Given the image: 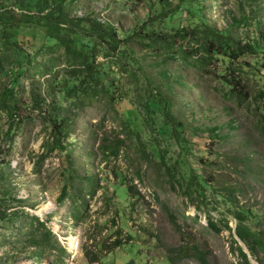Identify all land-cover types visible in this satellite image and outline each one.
<instances>
[{"label":"trees","instance_id":"obj_1","mask_svg":"<svg viewBox=\"0 0 264 264\" xmlns=\"http://www.w3.org/2000/svg\"><path fill=\"white\" fill-rule=\"evenodd\" d=\"M14 1L15 10L0 7L1 136L12 143L31 115L50 130L52 145H46L45 154L53 152L59 168L56 206L66 208L77 225L89 217L86 198L97 187L96 177L80 178L73 148L61 145L60 139L70 132L64 113L104 107L120 120L124 137L99 145L103 160H116L123 147L133 145L136 159L151 167L157 177L163 175L172 192L195 203L198 212L199 204L210 206L207 191L229 203L234 208L227 212L233 214L236 239L249 255L264 254V231L246 225L258 228L262 219L235 206L234 189L215 187L210 181L213 172L222 167L218 161L222 155L216 150L234 131V122L228 123L226 135H220L223 127H189L173 111V85H182L181 75L174 77L168 72L176 64L199 80L213 76L217 92L253 116L264 140V0H237L219 29L206 17L204 0H111L122 8L146 7L144 19L126 31L92 12L70 16L69 6L75 0ZM26 80L27 90L23 85ZM187 133L190 137L205 134V142L195 145ZM86 156L93 154L87 151ZM111 173L120 181L124 178L115 169ZM114 191L119 204L113 205V216L120 222L110 234L115 239L109 244L104 243L108 237L95 243L93 252L82 247L83 257L95 264L116 250L127 249L128 260L113 264H147L127 225L130 213L120 205L128 196L135 197L136 191L131 183ZM6 204L0 198V246L8 244L16 252L30 250L36 259L52 255L54 263L63 264L65 250L45 223L26 212L18 219L16 213L8 212ZM225 212L219 211L221 226L208 214L203 231L215 236L222 229L230 232ZM169 216L173 218V213ZM197 218L194 215L191 219ZM152 239L161 243L156 234ZM175 250L166 248L159 264H181L185 258L210 264L198 248ZM236 252L240 264H250L242 247L237 246Z\"/></svg>","mask_w":264,"mask_h":264},{"label":"rangeland","instance_id":"obj_2","mask_svg":"<svg viewBox=\"0 0 264 264\" xmlns=\"http://www.w3.org/2000/svg\"><path fill=\"white\" fill-rule=\"evenodd\" d=\"M171 1L175 3L177 0ZM236 1L204 0L206 17L210 23L218 29L222 28L227 18L226 12L235 9ZM14 4V0H0V7L3 9L15 10ZM122 7L124 6L121 4H111V0H75L69 6V15L81 16L92 12L97 14L98 19L109 21L126 31L144 19L147 13L145 5L138 8L129 5ZM136 54L142 56L143 53L137 51ZM168 72L174 77L181 75L182 85H173V111L189 127L201 130L207 127H223L220 135H226L228 123L234 122V131L220 144L221 147L215 149L222 155L218 160L222 167L221 170L213 172L210 181L215 187L218 185L234 189L235 206L247 209L252 216L263 221L258 228L249 223L246 225L251 226V230L264 231V140L255 128L253 116L224 99L217 92V81L213 76H204L199 80L192 72L182 71L176 64L171 65ZM28 83L29 80L23 81L26 90ZM69 111L64 114L70 132L65 138L61 137V145H65L67 149L73 148L72 154L80 178L96 177L97 181L93 194L86 198L89 217L80 225L69 218L66 208L60 209L55 204L59 168L54 153L45 154L46 145H52L50 130L39 117L31 115L25 118L20 132L9 144L1 136L3 120L0 119V198L7 201L8 212L16 213L18 219L22 212H26L39 217L45 223V227L54 233L56 241L65 250L67 257L63 264H90L83 257L82 247L93 252L94 244L104 238L108 237L104 242L107 244L114 241V236L110 234L120 225L118 218L113 216V205L119 204L114 190L126 187L128 183H131L136 195L128 196L120 205L126 208V213H130L131 219L127 220V225L138 239L137 244L141 246L140 252L147 264H159L166 248L176 252L175 249L192 247L204 252L210 264H240L236 256L237 246L242 247L250 264H264V254L249 255L248 249L236 239L233 214L227 212L228 208H234L229 203L222 202L207 191L210 206L199 204L198 212L195 203L172 192L163 175L157 177L151 167H146L144 162L136 159L138 156L133 145L123 147L116 160H103L98 150L99 145L104 142L115 143L116 139L124 137L121 122L112 110L97 107L73 113ZM24 115L28 117L27 112ZM187 136L195 145L205 142V134L190 137L187 133ZM197 148L198 146L193 148L195 153ZM87 151L93 156L87 157ZM246 157V163L239 162V159ZM112 169L121 173L123 180L115 179ZM128 204L131 208L127 207ZM219 211H226L225 216L231 231L222 229L217 236L205 233L203 227L208 214L216 225L221 226L218 222L222 216ZM171 213L173 218L169 216ZM194 215L198 216L195 221L191 219ZM100 224L104 225L100 227ZM109 228L111 231H108ZM153 234L158 235L160 244L152 239ZM74 243L76 247L72 252ZM126 251L127 249L116 250L95 264L126 261L129 258ZM31 254L30 250L12 251L8 244H4L0 246V264H56L52 255L46 254L43 258L36 259ZM257 255L259 258L256 260ZM181 264L200 263L194 258H185Z\"/></svg>","mask_w":264,"mask_h":264},{"label":"bare ground","instance_id":"obj_3","mask_svg":"<svg viewBox=\"0 0 264 264\" xmlns=\"http://www.w3.org/2000/svg\"><path fill=\"white\" fill-rule=\"evenodd\" d=\"M76 243L73 244L71 251L73 252L75 250Z\"/></svg>","mask_w":264,"mask_h":264}]
</instances>
